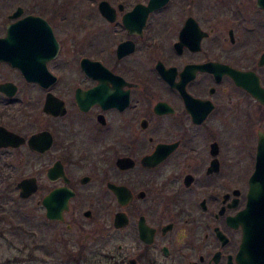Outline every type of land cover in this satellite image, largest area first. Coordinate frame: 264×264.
Returning a JSON list of instances; mask_svg holds the SVG:
<instances>
[{
  "label": "flooded vegetation",
  "instance_id": "af4514ba",
  "mask_svg": "<svg viewBox=\"0 0 264 264\" xmlns=\"http://www.w3.org/2000/svg\"><path fill=\"white\" fill-rule=\"evenodd\" d=\"M148 3L0 0V180L33 170L28 198L43 180L33 263L247 264L245 235L264 246V0Z\"/></svg>",
  "mask_w": 264,
  "mask_h": 264
},
{
  "label": "rangeland",
  "instance_id": "374dc122",
  "mask_svg": "<svg viewBox=\"0 0 264 264\" xmlns=\"http://www.w3.org/2000/svg\"><path fill=\"white\" fill-rule=\"evenodd\" d=\"M16 171L5 169L4 182L0 180V264H43L29 260L33 231L35 239L44 243L45 220L37 203L43 195V180L38 194L21 199L15 184L33 170L17 168Z\"/></svg>",
  "mask_w": 264,
  "mask_h": 264
},
{
  "label": "water",
  "instance_id": "95a60500",
  "mask_svg": "<svg viewBox=\"0 0 264 264\" xmlns=\"http://www.w3.org/2000/svg\"><path fill=\"white\" fill-rule=\"evenodd\" d=\"M167 0H149L148 10H152L164 4ZM105 2H101L100 8L105 9L107 6ZM264 151L261 148V144H259L258 153H257V163L254 169L252 178L256 181V179H264ZM257 184V183H256ZM264 186V185H263ZM18 196L21 199H27L31 194H33L36 190V185L34 183V179L25 178L20 180L17 183ZM42 204H46V199L42 200ZM63 208H68V201H64ZM61 212V211H60ZM60 212H54L50 215L52 219H61ZM252 231L248 232L245 235V239L242 244V248H240L239 255L246 258L247 264H264V246L259 248V250L254 245V238L252 237ZM253 238V239H252ZM261 238L264 239V236L261 235ZM263 241V240H262ZM261 245V244H260ZM262 259V261H256Z\"/></svg>",
  "mask_w": 264,
  "mask_h": 264
},
{
  "label": "trees",
  "instance_id": "16d2710c",
  "mask_svg": "<svg viewBox=\"0 0 264 264\" xmlns=\"http://www.w3.org/2000/svg\"><path fill=\"white\" fill-rule=\"evenodd\" d=\"M22 250L24 251V250H25V248H23ZM30 256H31V253L29 254V258H30Z\"/></svg>",
  "mask_w": 264,
  "mask_h": 264
}]
</instances>
